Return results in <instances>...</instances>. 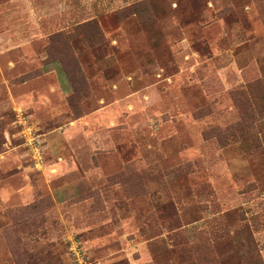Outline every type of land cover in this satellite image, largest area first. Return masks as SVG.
<instances>
[{
  "label": "rangeland",
  "instance_id": "obj_1",
  "mask_svg": "<svg viewBox=\"0 0 264 264\" xmlns=\"http://www.w3.org/2000/svg\"><path fill=\"white\" fill-rule=\"evenodd\" d=\"M0 264H264V0H0Z\"/></svg>",
  "mask_w": 264,
  "mask_h": 264
}]
</instances>
